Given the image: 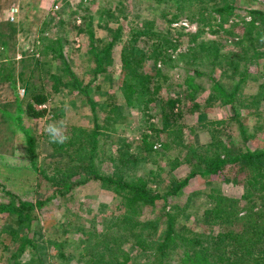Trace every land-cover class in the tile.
I'll return each mask as SVG.
<instances>
[{"label": "rangeland", "instance_id": "obj_1", "mask_svg": "<svg viewBox=\"0 0 264 264\" xmlns=\"http://www.w3.org/2000/svg\"><path fill=\"white\" fill-rule=\"evenodd\" d=\"M214 1L220 4L228 3L230 8L222 13L216 12L213 10V0H0V21H9L10 27H15L12 33L3 27V31L9 30L5 34L9 46L2 45L4 37L0 35V78L7 70L5 58L11 55L16 88L24 99L31 96L30 92H27L26 80L30 85H35L37 90L46 93L50 91L52 82L50 73H66L59 61L43 65L34 63L35 60L38 62L46 56H51L49 53L44 56V51L43 54L39 51L49 38H62L70 69L80 79L87 81L93 78L91 68L94 60L89 51L86 26L90 25L96 37L106 39L111 35L108 28L117 25L123 27L121 39L111 49L112 63L108 65L106 72L99 74L91 82L90 93L98 102L96 125L92 109L82 97L85 95L61 86L58 92L50 93L47 100L35 105L38 108L46 107L45 114L37 117L28 115V112L21 113L22 124L29 128L34 138V149L29 150L20 128L14 124L11 116L8 117L0 110V202H7L12 197L15 200L23 198L32 201L48 198L41 207L34 210L38 234L41 239L65 240L62 244L42 242L46 247L39 250L41 259H47L46 262L51 264H83L76 256L80 241L85 237V240L90 241L92 237L88 238V234L106 229L103 223L106 215L121 211L118 196L100 180L86 177L82 183L74 181L85 176L83 169L72 167L69 158L54 151L53 144L49 142L45 132L47 124L62 121L66 125L67 134L70 136L67 142L74 143L71 150L77 153L76 160L80 161L76 164L89 167L91 158L94 168L101 174L112 173V158L119 157L121 151H128L129 158L137 160L132 168L141 174L148 173V183L155 190L162 191L172 177H181L188 171L186 161L177 163L173 160L174 150L170 145L177 144L180 137L192 144L208 142L211 137L207 126H203V119L201 120L203 112L210 119H226L230 115L227 104L221 103L219 99L209 98L211 90L202 75L195 78L200 87L193 99L200 108L192 109V99L182 98L174 108L175 112H180L181 118L176 117L173 121L175 126L172 128L170 124L166 126V120L159 114L158 99L150 101L146 110H140L137 103L131 101L127 106L130 115L125 122H119L120 119L113 113L109 103V94L118 90L125 75L122 56L125 52V41L132 37L129 31L133 26H140L145 18L153 21V29L159 34L154 33L153 39L148 40L150 43L144 41L145 35H138L136 44L139 47L149 48L151 42H160L163 54L167 52L171 57H176L179 52L195 46V42L215 41L218 43V56L211 72L214 76H219L222 73L221 54L241 51V44H244V26L253 19L248 10L264 8V0ZM12 7L17 9L11 19L9 13ZM77 28L83 29L79 31ZM165 37L171 40V45L165 41ZM256 45L264 48V35ZM195 50L196 56L193 65L188 66L189 72L193 71V66L209 72V65L206 67L207 59L202 56L203 52L197 46ZM213 54L214 51L210 55L212 59ZM161 58L159 57L157 63L152 58L140 61L138 70L143 73L153 72L155 65L164 67ZM255 60L248 64L252 77L243 82L242 91L245 95L264 90V53ZM172 61L167 59L165 62L164 68L171 75L167 82H172L175 86H186L184 78L187 71L182 67L185 65L184 61L177 59L181 66L175 69L170 68ZM174 72L178 77H173ZM167 82L163 86H166ZM165 90V87L161 88V91ZM13 100L9 82L0 79V104H5V109L15 114ZM103 100L107 101V107L100 104ZM23 105L25 108L24 100ZM238 111L246 127L247 136L241 134L237 122L226 120L219 133L221 142L226 144L233 140L236 146L250 149L264 146V99L249 105L243 103ZM106 114L109 116L108 120ZM150 121H155L153 130L149 129ZM72 125L77 126L74 129ZM145 134L146 141L153 145V150L149 153L144 149ZM164 144L167 147H164ZM178 153L179 157L184 159L183 149ZM234 169L236 168L233 164H228L225 168L226 174H231L230 178L235 174ZM153 175L159 179L155 180ZM235 175L241 182L243 174ZM220 176L211 177L210 180L218 183L225 194L240 197L242 183L232 180L225 182L219 179ZM206 182V178L193 177L184 194L172 197L167 201V206L171 203H183L189 189L200 188L205 191ZM6 190H10L11 195H7ZM201 199L200 196L197 200ZM162 202L160 199L157 203L160 205ZM193 210L194 208L190 207L188 211ZM197 216L188 213L183 222L196 230L202 229L204 224L197 221ZM6 221V214L0 213V264H8V254L5 250L2 251L9 243L3 240L5 234L2 233L6 229ZM127 248L133 258H139L135 247L130 245ZM59 252L65 254L60 255ZM26 253L23 258L27 257ZM170 264L179 262L172 258Z\"/></svg>", "mask_w": 264, "mask_h": 264}, {"label": "trees", "instance_id": "obj_2", "mask_svg": "<svg viewBox=\"0 0 264 264\" xmlns=\"http://www.w3.org/2000/svg\"><path fill=\"white\" fill-rule=\"evenodd\" d=\"M228 7L230 8L228 3L220 4L213 0V10L216 12L222 13ZM104 11L105 9L102 12ZM248 11L253 19L244 26L242 49L240 52L221 54L222 73L217 77L211 72L218 56L217 42L201 40L195 42V46H190L187 51H181L176 57H171L167 52L163 54L160 42H151L149 48L139 47L136 44L138 35H145L144 41L148 42L153 39L154 33L159 34L153 29L152 20L145 18L140 26H133L129 31L132 37L125 41V52L122 56L125 75L118 90L114 94H109L111 109L120 119L119 122H125L129 117L130 111L127 106L131 101H135L140 110H146L150 101L158 99L160 116L166 120V126L170 124L171 128L174 127L173 121L176 117L181 118L180 112H175L174 108L182 98L192 99V109L200 108L199 104L193 100L196 96L195 92L200 87L195 78L200 75L206 79L211 90L209 98L219 99L230 108H228L230 115L226 119H210L203 112L201 120L203 119V126H207L211 137L208 142L192 144L180 137L177 144L170 145L174 150L173 160L177 163L186 161L188 171L181 177H172L164 190L157 191L152 188L148 183V173L141 174L132 168L137 160L130 159L128 151H121L119 157L112 158L114 161L112 173L101 174L97 168H94L91 158L88 162L90 168L84 164H76L80 161L76 160L77 153L71 150L74 146L72 141L63 144L52 143L54 151L60 152L62 157L69 158L68 161L71 162L72 167L83 169L85 176L81 180H74L75 182L82 183L86 177L98 179L119 199L121 211L104 217L103 223L106 229H102L99 233L88 234V238L92 237L90 241L85 240L86 237L80 241L76 252L79 262L83 264H170V260L175 258L179 264H264V146L254 149L242 148L236 146L233 140L223 144L219 137L221 126L226 120L237 122L241 134L244 137L247 136L238 108L243 103L249 105L264 99V90L247 95L242 91L243 82L252 77L248 64L256 61L255 59L264 53V48L256 45L264 35V8H251ZM84 19L87 18L84 17ZM60 21L63 22L62 19ZM3 27L9 29L11 33L14 32L15 27H10L9 21H0V35L4 37L2 45L9 46L8 39L5 37L9 30L3 31L5 29ZM82 29L77 28L79 31ZM85 29L90 44L89 51L94 60L91 68L93 78L87 81L80 79L70 69L62 38L56 36L54 39L49 38L39 50L40 54L44 51V56L48 53L51 56H46L44 60L41 59L38 62L35 60L34 63L43 65L59 61L66 73H50L52 82L50 91L46 93L37 90L35 85H30L26 80L27 92H30L31 96L24 99L18 94L16 88L12 56H4L7 57L5 59L8 66L0 79L9 82L14 96L12 104L15 106V114L6 110L5 104H0V110L8 117L11 116L14 124L20 128L29 150L34 149V138L29 128L22 124L20 115L23 111L37 117L45 114L46 107L38 108L35 105L47 100L50 93L58 92L61 86L69 87L72 91L76 90L85 95L82 97L92 109L93 120H96L94 124L97 123L98 102L90 93L91 82L99 74L106 72L108 65L112 63L111 49L121 39L123 27L117 25L108 28L107 30L111 32L108 39L96 37L90 25ZM165 38V41L170 44L171 40ZM196 46L203 52L202 56L207 59L206 67L209 65V72L198 66H193V71L189 72L188 66L193 65L196 56ZM213 51L212 59L210 55ZM159 57H162L160 61L164 67L167 59H172L170 66L172 69L180 68L181 64H178L177 59L184 61L185 65L182 67L187 71V76L184 78L186 86L181 84L175 86L174 83L167 82L171 75L160 64L155 65L153 72L143 73L138 70L140 61L152 58L157 63ZM175 73L172 74L174 78L178 77ZM166 82V86H163ZM162 87L166 90L161 91ZM105 100L100 104L107 107ZM105 117L108 120L107 114ZM178 124L182 126L179 121ZM154 125L155 121H150L149 129L153 130ZM72 126L75 129L77 125ZM79 128L82 129V127ZM77 137L80 138L79 135ZM143 137L144 149L149 153L153 150V145L146 141L147 134ZM164 147L167 145L164 144ZM180 149L184 151V159L179 157ZM228 164L235 166V174H243L241 182L235 174L232 178H230L231 174H226L225 168ZM219 175H221L219 179L225 182L232 180L242 183L240 197L225 194L218 183L210 180L211 177ZM195 176L206 178L207 189L205 191L200 188L189 189L183 203H171L167 206V201L172 197L184 194V190L189 188V181ZM153 178L159 179L155 175ZM6 193L11 195L12 192L6 190ZM200 196L202 199L197 200ZM47 199L32 201L23 198L15 200L12 197L7 202H0V213H5L7 219L6 229L2 233L5 234L3 240L9 243L7 247L2 248V251L5 250L8 254V264H51L46 262L47 259L40 258L39 250L46 247L42 245V242L62 244L65 241L64 239H41L38 234L37 216L34 210L41 207ZM160 199L163 202L158 205L157 202ZM190 207L194 208L192 212L188 211ZM188 213L198 215L197 221L204 224L202 229L196 230L183 222V218H187ZM130 245L137 249L139 258H133L130 254L127 248ZM25 253L27 257L23 258ZM59 254L64 255L65 252H59Z\"/></svg>", "mask_w": 264, "mask_h": 264}, {"label": "clouds", "instance_id": "obj_3", "mask_svg": "<svg viewBox=\"0 0 264 264\" xmlns=\"http://www.w3.org/2000/svg\"><path fill=\"white\" fill-rule=\"evenodd\" d=\"M45 132L49 137L50 143L63 144L70 139L66 125L62 121L47 124Z\"/></svg>", "mask_w": 264, "mask_h": 264}, {"label": "built area", "instance_id": "obj_4", "mask_svg": "<svg viewBox=\"0 0 264 264\" xmlns=\"http://www.w3.org/2000/svg\"><path fill=\"white\" fill-rule=\"evenodd\" d=\"M16 9H17L16 7H12V8L10 9L9 17H10L11 19L13 18Z\"/></svg>", "mask_w": 264, "mask_h": 264}, {"label": "crops", "instance_id": "obj_5", "mask_svg": "<svg viewBox=\"0 0 264 264\" xmlns=\"http://www.w3.org/2000/svg\"><path fill=\"white\" fill-rule=\"evenodd\" d=\"M6 21V20H5Z\"/></svg>", "mask_w": 264, "mask_h": 264}]
</instances>
